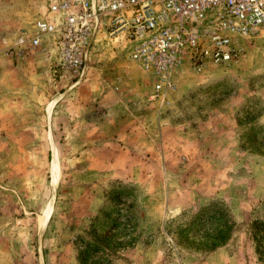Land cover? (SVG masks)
<instances>
[{"label":"rangeland","instance_id":"obj_1","mask_svg":"<svg viewBox=\"0 0 264 264\" xmlns=\"http://www.w3.org/2000/svg\"><path fill=\"white\" fill-rule=\"evenodd\" d=\"M50 3L0 0V264H264V29L162 104L107 40L76 78L50 38L7 55ZM216 202L235 222L225 245L178 238Z\"/></svg>","mask_w":264,"mask_h":264},{"label":"built area","instance_id":"obj_2","mask_svg":"<svg viewBox=\"0 0 264 264\" xmlns=\"http://www.w3.org/2000/svg\"><path fill=\"white\" fill-rule=\"evenodd\" d=\"M263 29L264 0H51L50 14L8 43L5 53L24 59L53 39L54 62L76 78L107 40L151 75L152 97L163 104L180 76L232 64L240 40Z\"/></svg>","mask_w":264,"mask_h":264},{"label":"trees","instance_id":"obj_3","mask_svg":"<svg viewBox=\"0 0 264 264\" xmlns=\"http://www.w3.org/2000/svg\"><path fill=\"white\" fill-rule=\"evenodd\" d=\"M234 225L228 210L222 203L216 202L197 211L188 225L178 227L177 235L180 239L186 237L197 250L212 251L227 243L232 236ZM253 228L258 241L257 250L259 253L264 252V222H256ZM88 252V249L81 251L82 259Z\"/></svg>","mask_w":264,"mask_h":264}]
</instances>
